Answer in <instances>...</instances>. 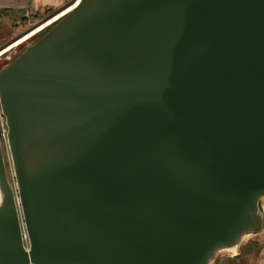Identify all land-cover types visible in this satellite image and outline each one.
I'll return each mask as SVG.
<instances>
[{
	"label": "water",
	"instance_id": "1",
	"mask_svg": "<svg viewBox=\"0 0 264 264\" xmlns=\"http://www.w3.org/2000/svg\"><path fill=\"white\" fill-rule=\"evenodd\" d=\"M0 111V264H209L263 229L264 0H77Z\"/></svg>",
	"mask_w": 264,
	"mask_h": 264
},
{
	"label": "rangeland",
	"instance_id": "2",
	"mask_svg": "<svg viewBox=\"0 0 264 264\" xmlns=\"http://www.w3.org/2000/svg\"><path fill=\"white\" fill-rule=\"evenodd\" d=\"M74 0H44L43 2L37 4H23L19 8H7L0 9V52L3 51L11 44L14 40L18 39L22 35L26 34L28 31L33 29L35 26L46 21L51 15L59 10L64 9ZM58 13V12H57ZM42 29L39 33L35 34L29 40H27L22 45L14 47L9 50L3 56L0 57V68L8 63L18 52H20L26 45L34 41L43 31ZM10 57L7 60V57ZM6 126L4 122V117L0 111V140H1V150L4 159L5 173L8 183L13 184V192L16 196L15 179L13 176L11 161L9 157V152L7 148L6 138H5ZM259 206L264 211V198L259 200ZM256 234V233H255ZM255 234H245L237 244V254L234 256H229L225 249H220L215 252L209 264L214 262L219 264H240L236 257L240 253V247L245 245L247 242L250 244H256L257 241L254 239ZM23 235L26 236L23 229ZM24 246L27 247V237L23 242Z\"/></svg>",
	"mask_w": 264,
	"mask_h": 264
},
{
	"label": "bare ground",
	"instance_id": "3",
	"mask_svg": "<svg viewBox=\"0 0 264 264\" xmlns=\"http://www.w3.org/2000/svg\"><path fill=\"white\" fill-rule=\"evenodd\" d=\"M76 2H77V0H74V2L71 3L70 5L66 6V8L60 10L58 13L54 14L52 17L48 18L43 23L35 26L33 29H31L30 31H28L26 34L22 35L21 37H19L16 40H14L11 44L8 45V47L6 49H4L3 51L0 52V57L3 56L5 53H7L9 50H12L14 47H17L19 45H22L27 40H29L31 37H33L35 34L39 33L48 24H50L51 22H53L54 20H56L61 14H63L67 10H69V8H71ZM9 58L10 57L8 56L7 57V60ZM0 149H1V140H0ZM1 154H2V150H1ZM3 158L4 157H3V154H2V159ZM4 162L5 161L3 159V164H4ZM9 185H10L11 189L13 190V188H14L13 184L11 185V183H9ZM15 204H16V210H17L18 220H19V225H20L21 238H22V242H24V240L26 239V236L23 235V229H24L23 228V221H22V217H21V213H20V207H19L17 198H16V201H15ZM254 239L255 240H258L260 242H263L264 241V231L260 232V234L254 235ZM225 250H226L227 255L234 256V255L237 254V245H235V246H233L231 248H226Z\"/></svg>",
	"mask_w": 264,
	"mask_h": 264
},
{
	"label": "crops",
	"instance_id": "4",
	"mask_svg": "<svg viewBox=\"0 0 264 264\" xmlns=\"http://www.w3.org/2000/svg\"><path fill=\"white\" fill-rule=\"evenodd\" d=\"M43 1L44 0H0V9L19 8L23 4L29 3L33 5ZM262 231H264V226L263 229L255 235L260 234ZM256 241V244L247 242L240 247V253L236 257V260H238L240 264H264V241ZM213 264H219V262H214Z\"/></svg>",
	"mask_w": 264,
	"mask_h": 264
},
{
	"label": "built area",
	"instance_id": "5",
	"mask_svg": "<svg viewBox=\"0 0 264 264\" xmlns=\"http://www.w3.org/2000/svg\"><path fill=\"white\" fill-rule=\"evenodd\" d=\"M5 134H6V132H5Z\"/></svg>",
	"mask_w": 264,
	"mask_h": 264
}]
</instances>
